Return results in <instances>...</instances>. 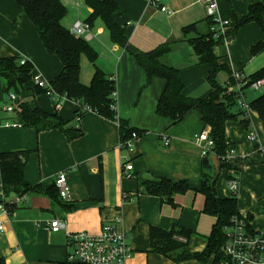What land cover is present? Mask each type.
<instances>
[{"label": "crops", "instance_id": "1", "mask_svg": "<svg viewBox=\"0 0 264 264\" xmlns=\"http://www.w3.org/2000/svg\"><path fill=\"white\" fill-rule=\"evenodd\" d=\"M119 7L116 23L123 27L128 43L140 52H149L169 44L170 50L160 61L179 70L183 95L203 98L212 90L208 80L209 65L199 63L188 39L210 30L202 0H158L152 6L148 0H113ZM260 0H216L217 12L227 22L222 42L214 47L218 62L226 67L216 74L218 84L235 87L230 80L235 72L250 76L264 66V48L251 53L253 45L264 40V32L253 21L239 26L233 33V16L242 17L248 7ZM67 11L62 24L70 29L78 20H85L92 12L83 0H61ZM166 6L162 11L160 6ZM192 30L184 31L189 25ZM92 38L88 42L97 51L95 65L114 79L117 118L108 119L93 111H86L80 120L75 117L76 103L63 99L55 106L53 99L35 88L33 77L51 82L62 70L59 58L46 51L38 31L16 0H0V58L17 57L32 63L31 79L19 93L8 90V81L0 75V152H26L23 169L25 180L43 189L52 187L60 171H65L69 184L66 210L56 200L40 191H29L16 200V194L0 200L13 201V209L6 216L0 232V257L5 264H57L68 258L71 246L68 236L85 231L96 234L106 223L120 214L118 229L125 232L133 249L125 264H212L188 258L176 261L183 251L202 252L215 223V217L203 212L204 195L199 191L202 176V150L194 136L203 129L198 111L188 112L172 123L158 115L155 107L165 81L146 72L124 47L113 43L100 19L90 26ZM80 81L88 84L94 65L81 57ZM246 99L253 89H245ZM10 94L14 97L11 99ZM256 97V96H255ZM36 103L48 113H57L65 122L66 133L59 129L36 131L34 127H5L4 122H20L18 111L23 103ZM8 104L12 110L5 111ZM239 107L233 111L238 112ZM251 108V107H250ZM247 127L238 119L225 122V141L232 148L230 168H222L215 189L217 196L229 197L227 179L231 171L240 172L237 193L238 214L249 217L251 228L264 226V121L256 110L246 115ZM242 117V116H241ZM241 117H239L241 119ZM119 121L137 130V137L128 148L120 142ZM72 132L76 133L73 134ZM249 133L256 140L248 139ZM162 135L169 138L165 146ZM129 162L128 176L122 175V165ZM167 178L187 180L190 189L175 193L172 203L149 195L143 187L145 180ZM58 219L64 224L51 231L49 222ZM182 226L192 233L182 248L170 251L169 256L154 252L150 243V227L169 231Z\"/></svg>", "mask_w": 264, "mask_h": 264}, {"label": "trees", "instance_id": "2", "mask_svg": "<svg viewBox=\"0 0 264 264\" xmlns=\"http://www.w3.org/2000/svg\"><path fill=\"white\" fill-rule=\"evenodd\" d=\"M91 8L92 12L85 21L92 27L96 19H100L109 33L110 40L126 48L142 66L146 72L147 79L157 76L165 81L164 88L158 98L155 112L176 123L184 116L196 110L201 115L203 128H209V136L212 146L202 155L201 168L202 176L199 191L204 195L203 212L215 217V223L208 237V243L202 252L189 253L183 251L175 257L176 261L198 258L200 261H207L213 255V263L223 258L222 245L226 237L224 228L230 224L231 218L238 214L237 199L234 195L226 198L217 196L215 184L218 174L222 168H230V164L224 159L228 144L225 141V122L229 119H238L244 128L247 127L248 118L240 108L234 112L237 106L236 93L227 92V85L223 86L216 81V74L226 67L218 62V56L214 47L222 42V36L218 39L213 37L212 31L205 34H198L188 39L199 63H207L210 67L208 80L212 87L209 94L203 98H190L183 95V84L179 76V70L160 61V57L167 53L171 46L163 44L149 52H140L132 47L126 38L125 30L115 21L119 12L117 3L113 0H83ZM22 6L24 13L30 19L38 31L39 37L50 54L56 55L61 61L63 68L61 72L50 82L52 88L59 95L79 101L82 106L86 105L93 111L105 118L115 119L117 114L112 104L115 103L113 92L115 81L108 76L100 67L95 65L98 57L97 51L91 44L80 36L74 35L70 29L62 24V19L67 8L61 0H16ZM208 23L214 25L211 17ZM253 21L264 32V0H260L248 7L247 13L242 17L233 16V33L244 23ZM194 25L184 28V31L192 30ZM264 48V40L253 45L251 53L256 54ZM86 56L88 61L94 65V71L88 84L80 81L81 57ZM33 65L25 59L17 57L0 58V75L8 81V90L19 93L24 90V84L31 79ZM264 77V66L248 76V84ZM232 78V77H231ZM231 84L235 83L232 78ZM42 92L44 89L35 86ZM56 105V104H55ZM249 105L256 110L264 121V92L259 93L250 100ZM238 107V106H237ZM86 112V111H85ZM75 115H83L82 107H76ZM18 116L23 126L34 127L36 131L59 129L66 133L71 132L66 128V122L57 113H48L42 110L36 103H23L18 111ZM242 116V117H241ZM241 117V119L239 118ZM134 128L119 121L120 142L125 148L127 140L131 137ZM76 135V133L72 132ZM137 133V132H136ZM26 152L7 151L0 152V179L1 189L4 198L10 194L23 196L29 191H40L59 202L66 210L73 208L58 193L57 188L43 189L40 186L30 185L24 178L23 169L26 162ZM214 155L218 162V173H215L211 156ZM147 194L164 198L167 203H172V196L175 193H183L190 189L187 180H170L159 178L157 180H145L142 182ZM11 213L13 202L0 200ZM191 231L182 226H174L169 231L151 226L149 235L152 250L165 256L170 251L182 248L186 245ZM212 263V264H213ZM0 264H5L0 257ZM57 264H84L66 259Z\"/></svg>", "mask_w": 264, "mask_h": 264}, {"label": "built area", "instance_id": "3", "mask_svg": "<svg viewBox=\"0 0 264 264\" xmlns=\"http://www.w3.org/2000/svg\"><path fill=\"white\" fill-rule=\"evenodd\" d=\"M207 17H211L214 25L211 26L213 37L218 39L220 36L224 38L227 22L222 20L217 12L216 0H202ZM150 5L157 6L158 0H148ZM162 11H167L166 6H160ZM70 31L76 35L84 38L86 41L91 40L92 33L90 25L85 21L78 19L70 27ZM235 80V87L227 85V92H235L237 106L247 115L250 112V105L246 99L245 89H253L254 91L264 92V77L250 82L248 84V77L240 72H235L232 75ZM33 82L39 88L44 89L45 93L50 96L58 106L65 97L59 95L54 91L51 84L40 76L35 75ZM9 97L12 99L13 94ZM113 98L116 103V91L113 92ZM77 107H82L83 112L89 111L90 108L83 105L79 101H75ZM115 103L112 104L115 109ZM5 111L12 110L8 104L3 105ZM77 120H80V115H75ZM19 122L5 121V127H19ZM137 137L136 132L131 133V137L127 140L125 148L131 146L134 138ZM163 144L167 146L170 142L165 135L160 136ZM248 139L250 141L256 140L254 133H249ZM194 140L200 146L202 155L212 146V140L209 136V128H203ZM232 148H227L224 159L229 162L232 156ZM132 165L129 162H124L122 165V175L128 176ZM240 184V172L233 170L228 176L227 187L231 194L235 195ZM54 186L57 188L59 196L63 200L69 198V184L65 171H60L55 179ZM22 196H16V200H20ZM9 202V201H8ZM10 202H13L12 200ZM0 211L2 214L8 216L10 214L8 208L0 203ZM121 215L118 214L113 222L106 223L102 226L100 231L96 234H91L85 231H79L69 234L68 242L71 250L68 254V260L82 262L84 264H125L128 258L131 257L133 249L127 241L125 232L118 229L117 224L121 222ZM249 217L236 215L231 218L230 224L224 228L226 240L222 245L223 258L214 262L213 264H264V226L262 228H251ZM64 224L60 220L54 218L49 222L51 231H58L62 229ZM5 222L0 218V232L4 231Z\"/></svg>", "mask_w": 264, "mask_h": 264}, {"label": "water", "instance_id": "4", "mask_svg": "<svg viewBox=\"0 0 264 264\" xmlns=\"http://www.w3.org/2000/svg\"><path fill=\"white\" fill-rule=\"evenodd\" d=\"M211 161L213 163V166H214V169H215V173L217 174L218 173V162H217V159L214 155L211 156ZM78 262V261H76Z\"/></svg>", "mask_w": 264, "mask_h": 264}, {"label": "rangeland", "instance_id": "5", "mask_svg": "<svg viewBox=\"0 0 264 264\" xmlns=\"http://www.w3.org/2000/svg\"><path fill=\"white\" fill-rule=\"evenodd\" d=\"M259 93H260L259 91L254 92V94L251 95V96H249L248 99L250 100L252 96L255 97V96H257Z\"/></svg>", "mask_w": 264, "mask_h": 264}]
</instances>
